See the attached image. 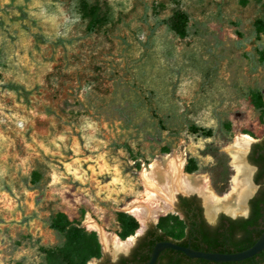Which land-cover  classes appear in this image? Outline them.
<instances>
[{
    "label": "rangeland",
    "instance_id": "1",
    "mask_svg": "<svg viewBox=\"0 0 264 264\" xmlns=\"http://www.w3.org/2000/svg\"><path fill=\"white\" fill-rule=\"evenodd\" d=\"M80 1L0 0V264H65L90 232L111 255L86 218L125 240L123 205L143 198L155 156L181 153L220 196L226 148L264 134L250 102L260 89L264 103V0H87L106 18L90 33ZM176 11L184 36L169 28Z\"/></svg>",
    "mask_w": 264,
    "mask_h": 264
},
{
    "label": "flooded vegetation",
    "instance_id": "2",
    "mask_svg": "<svg viewBox=\"0 0 264 264\" xmlns=\"http://www.w3.org/2000/svg\"><path fill=\"white\" fill-rule=\"evenodd\" d=\"M246 143L245 149L241 154V159L243 166L248 170L249 184L243 192L241 206L238 212H228L226 210L219 209L212 214V217L209 218L205 212L203 198L198 192H179L175 201V211H172L171 214L173 218L170 223H160L159 221L153 222L150 220L139 234L132 235V237L135 235V238L132 239L131 244L127 247V250L118 249L120 251H118V254L114 258L108 252H101L100 257H94L95 264H145L149 260L155 244L160 241H172L191 249H193L194 245L197 244L202 248L203 246L201 241H199L200 237L198 236V231L216 227L222 231L236 219L249 218L254 214L253 211L255 210H257V218L254 226H252L254 229L252 234L255 235V233L259 230H262L263 232L264 134L261 137L254 139L248 136ZM230 175L231 174L228 175V178ZM229 180L230 178L226 181V186H224L222 190L227 191L229 189ZM223 193L224 192H222L221 195ZM180 198H188V205H182ZM231 204L232 203L228 205L231 206ZM237 236L238 235L235 237ZM127 238L128 237H126V239ZM218 241L219 243H222L223 246H219L218 249L205 252L231 253L223 252L227 250L225 247L227 245V241L225 239L220 237ZM194 250L204 251L201 249ZM259 258L260 257H257V259ZM153 264H220V262L203 258L189 257L180 250L164 248L159 252Z\"/></svg>",
    "mask_w": 264,
    "mask_h": 264
},
{
    "label": "bare ground",
    "instance_id": "3",
    "mask_svg": "<svg viewBox=\"0 0 264 264\" xmlns=\"http://www.w3.org/2000/svg\"><path fill=\"white\" fill-rule=\"evenodd\" d=\"M247 140L248 136L238 135L226 148L232 160L233 174L230 176L229 189L221 196L214 191L208 174L186 173L184 171L185 158L181 153L173 152L157 155L152 159L149 169L142 172L143 198L125 202L123 209L142 224L144 219L146 223V220L152 217L150 215L157 217L171 212V203L176 193L196 191L203 198L205 212L209 218L219 209L238 212L243 192L249 184L248 170L243 166L241 159ZM230 203H232L231 206L228 205ZM86 223L87 228L98 232L103 245L108 247L109 244H113V252L118 249L127 250L131 244V237L120 240L117 235L104 230L88 216Z\"/></svg>",
    "mask_w": 264,
    "mask_h": 264
},
{
    "label": "trees",
    "instance_id": "4",
    "mask_svg": "<svg viewBox=\"0 0 264 264\" xmlns=\"http://www.w3.org/2000/svg\"><path fill=\"white\" fill-rule=\"evenodd\" d=\"M80 9L81 13L84 17H88V24H87V32L95 31L100 25H102L106 18L103 14L100 13V5L98 3L90 4L87 0L80 1ZM169 28L174 31L176 34L180 36H184L186 34L187 29V15L182 11H176L169 20ZM254 29L256 36L258 38H264V20L263 19H256L254 21ZM262 59L264 57L262 56ZM263 99V91L262 90H254L251 92L250 102L251 104L258 109L262 114H264V103ZM194 132H202L205 136H210V130H203L201 128L193 127ZM187 171L192 172L194 168H190L186 166ZM182 205H188V198H180ZM254 214L251 215L249 218L246 219H236L232 221V223L227 227L224 228L222 231L219 230L218 227L216 228H208L204 230L198 231L199 237L202 248L199 245H194L193 249H201L204 251H212L218 249L219 246H223L222 243H219L218 239L220 237L227 241V248L226 251L223 252H235L240 251L245 248L250 247L253 242L261 235L262 230H259L252 234L254 230L252 226H254L257 218V210L253 211ZM128 221L124 232L121 234L122 238H125L131 235L134 230L137 228V221L136 219L131 216L127 215ZM172 217V216H170ZM188 218V217H187ZM68 224V220L64 213H57L49 220V227L54 229L57 232L64 231L65 227ZM92 246L90 251L85 254L79 255H72V256H64L65 264H86V262L92 257H100L101 256V249L100 243L97 239L95 232L89 233ZM238 235L237 237H235ZM77 233L73 234V237H77ZM197 243V242H196ZM206 245V246H204ZM232 248V249H230ZM230 249V250H229ZM257 257H260L257 259ZM220 264H264V249H262L259 253L243 259L241 261H229V262H220Z\"/></svg>",
    "mask_w": 264,
    "mask_h": 264
},
{
    "label": "water",
    "instance_id": "5",
    "mask_svg": "<svg viewBox=\"0 0 264 264\" xmlns=\"http://www.w3.org/2000/svg\"><path fill=\"white\" fill-rule=\"evenodd\" d=\"M177 195L178 193L174 196L173 201L171 203L172 211H175V201L177 199ZM150 220L153 221V218L147 219L145 226L147 223H149ZM139 227L136 229V232L138 231ZM130 236L132 235H129L128 237ZM164 248H172L175 250H180L189 257L203 258L212 261H219V262L240 261L259 253L264 248V230L259 236V238L250 247L238 252H231V253L205 252L200 250H194L187 246L176 244L172 241H160L155 244L151 256L145 264H153L159 252ZM117 254L118 251H114L111 253V256L114 258Z\"/></svg>",
    "mask_w": 264,
    "mask_h": 264
}]
</instances>
